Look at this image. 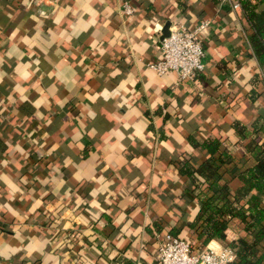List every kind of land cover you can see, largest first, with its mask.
<instances>
[{
  "label": "crops",
  "instance_id": "crops-1",
  "mask_svg": "<svg viewBox=\"0 0 264 264\" xmlns=\"http://www.w3.org/2000/svg\"><path fill=\"white\" fill-rule=\"evenodd\" d=\"M124 1L0 0V221L12 230L0 228V264H74L61 243L82 225L102 246L83 245L91 264H159L158 235L191 217L172 162L190 150L187 134L225 114L250 122L264 113V94L247 98L253 73L264 79V70L249 57L241 9L129 0L126 15ZM204 20L205 69L194 79L149 68L168 21ZM98 218L108 227L94 233ZM156 221L163 231H148Z\"/></svg>",
  "mask_w": 264,
  "mask_h": 264
},
{
  "label": "trees",
  "instance_id": "trees-1",
  "mask_svg": "<svg viewBox=\"0 0 264 264\" xmlns=\"http://www.w3.org/2000/svg\"><path fill=\"white\" fill-rule=\"evenodd\" d=\"M238 1L250 25L249 57L254 56L264 70V0ZM263 84L261 72L256 70L247 95L252 103L262 98ZM149 119L150 130L155 131L152 115ZM186 140L190 150L172 162L186 184L183 195L188 205H192L186 211L191 217L166 232L189 239L193 252L207 248L211 240L217 239L233 248L235 256L231 264H264V113H257L250 122L229 119L225 114L222 123L205 132L198 128L190 131ZM49 216L52 225L61 221L56 213ZM102 218L112 221L111 215L105 213ZM102 218L91 220L94 233L104 232L108 227L101 224ZM14 223L15 218L11 217V224ZM0 228L12 232L9 224L1 221ZM69 230L61 246L74 253V264H91L81 249L85 243L95 241L84 233L83 225ZM154 230L162 232L163 224L156 221L154 228L148 229L152 233ZM228 231H233L236 237L229 239ZM98 246L102 249L96 243Z\"/></svg>",
  "mask_w": 264,
  "mask_h": 264
},
{
  "label": "built area",
  "instance_id": "built-area-1",
  "mask_svg": "<svg viewBox=\"0 0 264 264\" xmlns=\"http://www.w3.org/2000/svg\"><path fill=\"white\" fill-rule=\"evenodd\" d=\"M223 1L228 2L233 9L240 8L238 0ZM122 8L126 15L133 14L129 0L123 2ZM209 26V20L202 21L196 27L173 25L170 34L161 40L160 57L149 62V68L158 75L176 72L180 81L194 79L205 69V48L201 36ZM157 239L156 257L159 264H231L235 256L230 246L207 247L193 252L189 239L169 232L158 235Z\"/></svg>",
  "mask_w": 264,
  "mask_h": 264
},
{
  "label": "water",
  "instance_id": "water-1",
  "mask_svg": "<svg viewBox=\"0 0 264 264\" xmlns=\"http://www.w3.org/2000/svg\"><path fill=\"white\" fill-rule=\"evenodd\" d=\"M171 21H168L164 27H162V36L161 40L167 37L170 34Z\"/></svg>",
  "mask_w": 264,
  "mask_h": 264
}]
</instances>
